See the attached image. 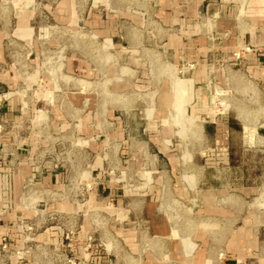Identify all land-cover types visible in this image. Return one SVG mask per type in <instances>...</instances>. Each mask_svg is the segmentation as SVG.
<instances>
[{"label":"rangeland","instance_id":"rangeland-1","mask_svg":"<svg viewBox=\"0 0 264 264\" xmlns=\"http://www.w3.org/2000/svg\"><path fill=\"white\" fill-rule=\"evenodd\" d=\"M248 2L0 0V28H10L3 54L26 96H37L46 75L67 87L72 110L98 122L91 138L73 130L41 148L65 170L60 189L25 180L0 207V264H160L167 243L186 245L177 235L192 229L220 260L224 248L252 246L223 238L228 228L258 226L264 236V221L225 223L218 205L242 198L232 212L264 219V97L240 74L225 78L220 62L224 40L246 28L260 34ZM22 21L30 28L18 40L12 29ZM199 54L218 74L191 85L186 57ZM165 97L162 126L154 111ZM191 105L203 112L193 116ZM205 225L215 239L202 236Z\"/></svg>","mask_w":264,"mask_h":264},{"label":"crops","instance_id":"crops-1","mask_svg":"<svg viewBox=\"0 0 264 264\" xmlns=\"http://www.w3.org/2000/svg\"><path fill=\"white\" fill-rule=\"evenodd\" d=\"M247 13L255 15L256 20L259 16L261 17L260 34H254V29L246 28V37L244 35V38L241 39L224 40L221 46L224 50L223 55H220V62L223 64L225 78L240 74L251 85L255 94L263 98L264 0H249ZM29 28L26 22L18 23L12 29L14 37L18 40H25L23 37H26ZM7 30L10 31V28H0V64L4 66V70L0 73V92H5L8 96L0 105V207L5 208H8L16 200L20 185L25 180L34 181L52 189H60L66 179L65 170L53 168L51 160L46 159L41 148L47 141L55 140V134L61 136L70 134L72 136L73 130L77 138L87 136L91 138L97 134V130L93 128L98 125V122H94L84 109L75 108L72 110L71 103L67 101V87H53L49 80H46L49 79L46 75L42 77V85L36 92L37 96H35V92L32 96H26L28 91L22 85V81L24 82L25 79H22L15 66L9 63L3 54V40ZM17 39H11V41L18 42ZM211 46L213 45L211 44ZM207 56L199 54L192 58L186 57L187 60L193 62L188 68L189 73L185 78L190 81L191 85L197 84L199 80L217 77L218 71L216 67L214 68L215 61L206 63ZM31 77L35 79L34 75ZM197 89H200V86H197ZM163 101V104H160V107L154 111L155 120L158 119L162 126L168 111V98H163ZM188 110L196 117L200 112H203L202 108L198 110L194 105H191ZM224 127L226 128V124ZM216 136L220 137L215 134ZM227 158L226 153L225 159ZM166 159L174 158L168 155ZM171 172L173 175L180 173L173 167ZM222 201L218 205L224 208L221 213L225 223H260L264 221L263 215H242L241 209L246 203L242 198L232 200V195H229ZM216 203L212 204L215 206ZM233 207L241 209L232 212ZM191 222L199 223V219L193 217ZM205 227L208 234L202 236L215 239L217 236L209 234L211 226L205 225ZM262 232L263 229L258 226L234 227V230L232 227L228 228L224 231L223 238L230 240L246 238L251 240L252 246L245 247V244H241L236 251L224 248L219 260L216 256L217 249L212 250V246L201 245V234L198 230L192 229L190 233L179 231L177 238L191 239L192 241L187 242L184 246L168 242L167 247L159 256V262L160 264H264V236ZM160 238H171L170 232ZM150 264L156 263L150 260Z\"/></svg>","mask_w":264,"mask_h":264},{"label":"built area","instance_id":"built-area-1","mask_svg":"<svg viewBox=\"0 0 264 264\" xmlns=\"http://www.w3.org/2000/svg\"><path fill=\"white\" fill-rule=\"evenodd\" d=\"M7 94L5 92H0V105L7 99Z\"/></svg>","mask_w":264,"mask_h":264}]
</instances>
